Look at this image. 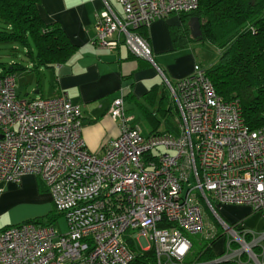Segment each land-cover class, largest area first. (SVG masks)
Listing matches in <instances>:
<instances>
[{
	"label": "built area",
	"instance_id": "obj_1",
	"mask_svg": "<svg viewBox=\"0 0 264 264\" xmlns=\"http://www.w3.org/2000/svg\"><path fill=\"white\" fill-rule=\"evenodd\" d=\"M101 1L97 42L109 47L122 42L151 62L139 29L199 3L117 0V11ZM156 68L175 100L177 135L143 134L130 124L119 96L108 112L121 121L120 134L101 153L86 148L80 108L67 94L22 98L15 74L0 73V182L41 176L66 225L64 231L35 222L1 229L0 264H195L188 259V236L207 228L202 202L229 233L226 254L214 261L238 260L248 250L249 262L264 264L250 248L264 243V235L245 243L236 227L216 214L223 204L264 214V127L250 129L239 101L219 95L198 64L175 84ZM208 233L205 238L215 231ZM137 241L139 251L130 248ZM232 242L250 249L231 248Z\"/></svg>",
	"mask_w": 264,
	"mask_h": 264
},
{
	"label": "crops",
	"instance_id": "obj_2",
	"mask_svg": "<svg viewBox=\"0 0 264 264\" xmlns=\"http://www.w3.org/2000/svg\"><path fill=\"white\" fill-rule=\"evenodd\" d=\"M108 1L117 11H121L117 0ZM102 9L101 0H39L38 10L43 21L57 23L75 50L64 63L35 69L32 68L33 63H30L31 71L35 72L37 79L40 78L34 93L48 85L50 88L46 96L40 98L65 93L79 106L82 137L86 148L92 153H101L104 146L120 134L121 121L113 120L108 112L112 100L119 96L123 98L125 115L130 124L139 127L136 121L139 116L150 120L152 130L171 133L173 130L167 129L165 123L162 130L157 126V112L166 116L170 111V108L163 107L167 91L172 99V107H175L177 122L179 114L170 89L156 66L163 70L169 82L175 84L191 74L194 65L198 64L188 47L175 46L171 37L169 26L180 22L178 16L156 19L138 31L149 45L153 59L151 62L134 55L122 42L114 47L97 42L95 26L97 15ZM153 108L156 109L150 111ZM143 109L153 112L154 116L150 119ZM177 133L178 129L173 135ZM0 189V230L45 216L53 208L50 193L41 176L26 174L18 183L0 182ZM217 211L218 216L228 224H234L237 231L249 233L250 242L264 235V214L257 213L251 207L223 204ZM207 233L206 228L205 236ZM224 242L227 243L223 236L216 245V248L220 245V251L223 252L227 250V244L225 249L222 247ZM215 244L212 249L217 254ZM262 244L259 240L254 245H260L264 252ZM256 255L264 263V255ZM236 261L238 264H251L248 256L246 260L239 258Z\"/></svg>",
	"mask_w": 264,
	"mask_h": 264
},
{
	"label": "trees",
	"instance_id": "obj_3",
	"mask_svg": "<svg viewBox=\"0 0 264 264\" xmlns=\"http://www.w3.org/2000/svg\"><path fill=\"white\" fill-rule=\"evenodd\" d=\"M38 3L39 0H0V43L21 45L34 69L64 63L75 50L57 23L43 21ZM177 16L180 22L169 26L175 46L184 47L196 41H207L215 46L218 60L205 69L216 92L225 99L239 101L243 120L250 129L264 127V0H199L195 9ZM193 16L200 24L199 37H193L189 29ZM0 66L3 73L27 69L16 62L7 65L1 62ZM143 110L150 119L154 116L153 112ZM60 216L62 214L56 212L27 222L54 224ZM239 233L245 241L251 240L249 233ZM215 234L198 242L200 248L191 261L195 264H238L236 260L214 261L218 255L212 245L223 233ZM253 248L254 253L264 255L260 245ZM147 254L152 256L151 251ZM241 258L245 255L241 254Z\"/></svg>",
	"mask_w": 264,
	"mask_h": 264
},
{
	"label": "rangeland",
	"instance_id": "obj_4",
	"mask_svg": "<svg viewBox=\"0 0 264 264\" xmlns=\"http://www.w3.org/2000/svg\"><path fill=\"white\" fill-rule=\"evenodd\" d=\"M187 47H188V50L191 52L190 54H192V56L196 59L197 63L201 66L209 67V66L213 65L214 63H216V61L218 60L219 54H218L217 48H215V46H213L212 44H210L207 41L191 42L190 44L187 45ZM24 50L25 49L23 47H21V45L16 44L14 42L0 43V63L2 62V63H5L7 65L9 63L16 62V63H21L28 68V69H24V70L19 69V70H16L14 72L20 97H22V98H38V97L46 96L47 91H49V88H50L48 85H44L43 87L40 88V91L38 93H34V90L36 89L37 81L40 78L37 79L35 72L31 71L30 60L25 55ZM2 72H4V70L0 66V73H2ZM171 100L172 99H171L170 93H169V91H167L166 92V99L164 100L163 107L164 108H170V111L167 113L166 116H163V115L161 116L160 113L157 112L156 118L158 119V124H157L158 129L162 130L163 125L165 123L167 129H169L171 131L173 130L171 133L175 134L177 129H178V122H177V114L175 113V107L174 106L172 107L173 103ZM154 109H156V108H153V110H150V111H154ZM136 121H137L141 131L145 135L148 134V132H150L153 129L152 128L153 126H152L150 120H148V119L140 118L138 116ZM202 205H203V213H204V218H205V221L207 224L206 226L208 228V232L210 233L211 229H213V232L215 231L218 234V231H220L221 233H223L221 238H223V236H224L226 239V242H227L229 240L228 239L229 233L225 232L224 231L225 229L223 230L218 225L215 212L213 210H211L210 207L205 202H202ZM256 212L259 213V211H256ZM52 214H56V212L51 207L45 216L38 217V218L44 219L47 216H50ZM216 214H218V211H216ZM54 225L58 230L64 231L66 229L64 217L60 216L56 220ZM215 235L212 234L211 237H214ZM188 237L192 241V247H191V251H190L188 259L190 258V259L194 260L195 254L198 252V250L200 248V244L198 242L200 240H202V238H205V234H204V232L203 233H195V234H190ZM241 238L244 240L245 243H248V244L250 243V241H245V239L240 235V239ZM219 239L220 238L217 237L213 242V244L216 243L215 248H216V245H217V242L219 241ZM126 241H127V239H126ZM235 243L238 245V247H235V245H234ZM220 244H221V242H220ZM226 244L227 243L224 242V244H223L224 246H222V247H224V249L226 248L225 247ZM219 246L220 245L217 246L218 249L216 248L217 249L216 252H218L217 253L218 257L223 255V254L224 255L226 254L225 253L226 251H224V252L220 251L221 249L219 248ZM245 246H248V245H243L242 242H240V243L232 242L231 243V247H233V248H240L241 247L244 250H246ZM130 248L134 249L136 251H139L141 249V243L137 241V245L135 247H133L131 245ZM248 248H249V246H248ZM250 248L252 251L254 250L253 247H250ZM246 252H248V250L244 251V252L242 251V254L245 255V258H243L244 260L247 259V253ZM251 264H254V263L252 262Z\"/></svg>",
	"mask_w": 264,
	"mask_h": 264
},
{
	"label": "water",
	"instance_id": "obj_5",
	"mask_svg": "<svg viewBox=\"0 0 264 264\" xmlns=\"http://www.w3.org/2000/svg\"><path fill=\"white\" fill-rule=\"evenodd\" d=\"M189 29L193 37L201 36L200 24L196 16L190 18Z\"/></svg>",
	"mask_w": 264,
	"mask_h": 264
},
{
	"label": "bare ground",
	"instance_id": "obj_6",
	"mask_svg": "<svg viewBox=\"0 0 264 264\" xmlns=\"http://www.w3.org/2000/svg\"><path fill=\"white\" fill-rule=\"evenodd\" d=\"M167 78V77H166ZM168 80V79H167ZM241 254H242V252L240 253V255H239V257H240V259H241Z\"/></svg>",
	"mask_w": 264,
	"mask_h": 264
}]
</instances>
